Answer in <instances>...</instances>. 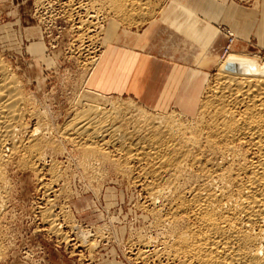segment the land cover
<instances>
[{"label":"bare ground","instance_id":"6f19581e","mask_svg":"<svg viewBox=\"0 0 264 264\" xmlns=\"http://www.w3.org/2000/svg\"><path fill=\"white\" fill-rule=\"evenodd\" d=\"M156 1L35 2L36 11L45 10L41 19L57 13L71 23L77 52L89 68L84 81L89 89L92 71L113 42L97 53L96 42L106 24L112 23L110 35L114 32L119 38L120 22L131 26L150 16ZM261 13L256 31L264 39V8ZM27 41L36 56L47 48L41 28L27 30ZM228 62L235 64L234 70L227 68ZM13 70L0 54V231L12 192L10 171L16 167L34 175L40 185L37 214L42 230L93 256L102 231L90 234L77 228L64 205L71 190L70 170L58 155L77 154L79 167L87 172L81 177L106 181V168H111L146 190V207L163 247L155 248L151 235L138 234L131 252L143 264H158L155 260L162 256L167 257L166 264H264V61L231 48L219 60V81L200 111L204 117L193 124L85 88L71 106V116L57 124L32 106L26 86ZM28 118L36 123L32 129ZM205 152L219 160L204 157ZM1 241L0 261L5 251Z\"/></svg>","mask_w":264,"mask_h":264},{"label":"rangeland","instance_id":"374dc122","mask_svg":"<svg viewBox=\"0 0 264 264\" xmlns=\"http://www.w3.org/2000/svg\"><path fill=\"white\" fill-rule=\"evenodd\" d=\"M35 1L0 0V54L23 81L26 92L33 103L32 106L43 111L46 117L55 119L57 124H62L71 116V109H73L71 106L86 91L85 89H88L84 86V81L89 75L87 71L89 68L84 65L85 59L79 51L77 52L74 43L75 36L70 29L71 23L62 16L56 15L57 13H53L51 17L48 14L46 16L49 18L41 19L40 13L43 14L45 10L36 11L38 7ZM170 3V0L156 1L153 10L155 12H152L154 14L141 19L143 22L138 20L131 26L120 22L121 36L119 38H115L114 32L110 35L109 28L112 23L106 22V32H103L100 35L101 40L96 42L98 45L96 48L99 49L97 53L105 49L107 43L112 40L113 42L124 41L126 34L142 33L151 21L164 15L163 12L170 7ZM263 3L264 0H255L248 4L236 2L243 8V11L250 12L256 36L252 35L249 39L242 38L243 42L245 41L244 44L247 45L237 48L235 52L238 51L236 53L249 58L256 56L261 61H264V39L257 35L256 29L261 24ZM35 27L41 28L47 41V48L39 56L34 55L28 49L27 30H33ZM236 39L238 36L235 33L234 41ZM219 58H222L221 55ZM217 72L218 67L204 77V80L199 76L202 80L201 93L198 103L192 107L194 112L189 114L184 113L180 107H170L165 112L147 108L135 98L117 89L108 90L107 93L112 100L118 98L119 101H133L137 107L151 114L157 115L158 112L166 115L174 114L182 121L193 124L204 117L200 111H202L208 91L219 81ZM88 90L92 94L95 93L94 95L98 93L91 87ZM26 122L30 129L36 125L35 121L33 123L29 118ZM77 157L79 158L77 154L72 157L66 154L58 155V159L63 162L64 166H68L67 170H70L69 174L67 173L69 175L67 190L70 188L71 190L67 193L68 197L64 205L69 206L66 208L71 210L69 212L72 214V223L77 228L90 234H96V230L102 231L103 238L96 237L95 239L99 244L96 252L90 256L87 251L73 250L57 237L42 230L43 225L37 214L42 202L40 185L34 175L14 167L10 171L13 184L10 202L5 209L6 215L0 231V241L2 240L1 244L5 247L3 248L5 254L3 253L0 264H143L139 259H135L131 252L132 243L140 238L138 234L140 236L151 235L155 240V243H152L155 244L154 247L158 249L163 247L161 235L154 227L153 217L149 215L146 207V190L133 183L132 180L121 177L120 173L111 168H106L109 171H106V181L97 178L95 181V178H90L91 181L88 177H81L87 172L81 170ZM204 157L219 160L210 152H205ZM155 230L156 234L153 232ZM167 260L166 256H162L160 260H155V263L166 264Z\"/></svg>","mask_w":264,"mask_h":264},{"label":"crops","instance_id":"0c3cea01","mask_svg":"<svg viewBox=\"0 0 264 264\" xmlns=\"http://www.w3.org/2000/svg\"><path fill=\"white\" fill-rule=\"evenodd\" d=\"M170 1L166 14L142 33L126 34L124 41H114L104 50L89 78L92 89L106 95L117 89L158 111L180 107L193 113L202 80L218 67L228 44L226 30L238 36L233 52L247 45L242 38L256 36L250 12L235 1Z\"/></svg>","mask_w":264,"mask_h":264},{"label":"built area","instance_id":"2783aa9c","mask_svg":"<svg viewBox=\"0 0 264 264\" xmlns=\"http://www.w3.org/2000/svg\"><path fill=\"white\" fill-rule=\"evenodd\" d=\"M232 1H236L240 4H248V3H253L255 0H232ZM226 32L228 33V38H229V41H228V44L224 47V51L221 55L222 58H224L227 54L230 53V50L231 48L229 47V45L234 41V33L230 32L229 30H226Z\"/></svg>","mask_w":264,"mask_h":264},{"label":"water","instance_id":"95a60500","mask_svg":"<svg viewBox=\"0 0 264 264\" xmlns=\"http://www.w3.org/2000/svg\"><path fill=\"white\" fill-rule=\"evenodd\" d=\"M226 66L230 70H234V68H235V64L234 63H230V62H228Z\"/></svg>","mask_w":264,"mask_h":264}]
</instances>
